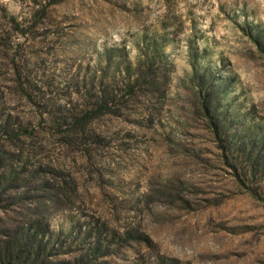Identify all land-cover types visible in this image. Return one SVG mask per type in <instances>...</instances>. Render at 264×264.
<instances>
[{
	"label": "rangeland",
	"instance_id": "374dc122",
	"mask_svg": "<svg viewBox=\"0 0 264 264\" xmlns=\"http://www.w3.org/2000/svg\"><path fill=\"white\" fill-rule=\"evenodd\" d=\"M0 264H264V0H0Z\"/></svg>",
	"mask_w": 264,
	"mask_h": 264
}]
</instances>
